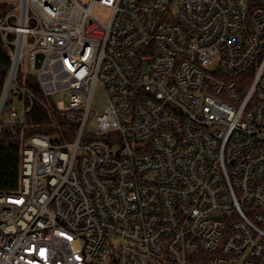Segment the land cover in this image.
Masks as SVG:
<instances>
[{"label": "built area", "instance_id": "built-area-1", "mask_svg": "<svg viewBox=\"0 0 264 264\" xmlns=\"http://www.w3.org/2000/svg\"><path fill=\"white\" fill-rule=\"evenodd\" d=\"M10 4L12 86L36 73L76 129L23 147L0 264H264V0Z\"/></svg>", "mask_w": 264, "mask_h": 264}, {"label": "trees", "instance_id": "trees-1", "mask_svg": "<svg viewBox=\"0 0 264 264\" xmlns=\"http://www.w3.org/2000/svg\"><path fill=\"white\" fill-rule=\"evenodd\" d=\"M13 0H0V13ZM14 34H10L13 37ZM12 66L10 50L0 37V103ZM20 100L24 108L32 102L29 111L21 117L10 118L13 97ZM76 124L66 118L64 108L55 98L45 94L36 73L19 74L0 116V191L16 192L20 186L21 158L23 147L34 135L57 136L58 142L71 141Z\"/></svg>", "mask_w": 264, "mask_h": 264}, {"label": "rangeland", "instance_id": "rangeland-1", "mask_svg": "<svg viewBox=\"0 0 264 264\" xmlns=\"http://www.w3.org/2000/svg\"><path fill=\"white\" fill-rule=\"evenodd\" d=\"M93 13L96 14L97 16H99L104 21L108 20L109 12L105 8H103L99 5H96L93 8ZM0 21H1V16H0ZM12 97H13L12 106L15 109H17L20 116H22L23 112H24L23 103L20 100H18L15 96H12ZM55 100H56L57 104L62 108H64L67 105V98L62 93L57 94L55 96ZM107 106H108V97H107L106 90L102 84H99L96 87L94 97H93V104H92L93 116H92V118H90L88 125H87L86 130L88 133H95L96 132V126L95 125L97 122V116L104 113Z\"/></svg>", "mask_w": 264, "mask_h": 264}, {"label": "water", "instance_id": "water-1", "mask_svg": "<svg viewBox=\"0 0 264 264\" xmlns=\"http://www.w3.org/2000/svg\"><path fill=\"white\" fill-rule=\"evenodd\" d=\"M42 58H43V54L39 53L37 55V63H36L37 67L40 66ZM12 84H13L12 71H10L9 78H8V81H7V84H6V89H5L4 95H3L1 103H0V116H1V113L3 111L4 106L6 104V101H7L8 97H9L10 91L12 89ZM52 138L53 139H57V136H54Z\"/></svg>", "mask_w": 264, "mask_h": 264}, {"label": "bare ground", "instance_id": "bare-ground-1", "mask_svg": "<svg viewBox=\"0 0 264 264\" xmlns=\"http://www.w3.org/2000/svg\"><path fill=\"white\" fill-rule=\"evenodd\" d=\"M13 73H14V72H12V77H13Z\"/></svg>", "mask_w": 264, "mask_h": 264}]
</instances>
